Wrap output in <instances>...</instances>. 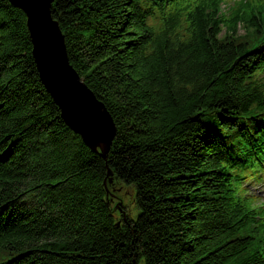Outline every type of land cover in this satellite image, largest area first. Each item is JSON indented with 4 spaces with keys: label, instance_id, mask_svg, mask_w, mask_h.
Returning <instances> with one entry per match:
<instances>
[{
    "label": "trees",
    "instance_id": "obj_1",
    "mask_svg": "<svg viewBox=\"0 0 264 264\" xmlns=\"http://www.w3.org/2000/svg\"><path fill=\"white\" fill-rule=\"evenodd\" d=\"M229 2L54 0L70 63L116 124L103 155L41 81L26 14L0 0V264H264V201L244 182L264 175V0ZM122 186L135 217L112 207Z\"/></svg>",
    "mask_w": 264,
    "mask_h": 264
},
{
    "label": "water",
    "instance_id": "obj_2",
    "mask_svg": "<svg viewBox=\"0 0 264 264\" xmlns=\"http://www.w3.org/2000/svg\"><path fill=\"white\" fill-rule=\"evenodd\" d=\"M10 1L26 14L40 79L61 109L62 118L91 149L107 154L117 132L115 121L71 65L65 37L52 15L54 0ZM113 179L111 176L109 183Z\"/></svg>",
    "mask_w": 264,
    "mask_h": 264
},
{
    "label": "rangeland",
    "instance_id": "obj_3",
    "mask_svg": "<svg viewBox=\"0 0 264 264\" xmlns=\"http://www.w3.org/2000/svg\"><path fill=\"white\" fill-rule=\"evenodd\" d=\"M235 1L237 0H233L232 3H234ZM224 9L227 10V6ZM112 192L113 196L115 197H111L113 199L112 207L115 209L116 216L118 218H121L120 211L123 212V214L126 216H137L135 190L132 187L122 186L120 190H112ZM117 205L119 206L120 210Z\"/></svg>",
    "mask_w": 264,
    "mask_h": 264
},
{
    "label": "bare ground",
    "instance_id": "obj_4",
    "mask_svg": "<svg viewBox=\"0 0 264 264\" xmlns=\"http://www.w3.org/2000/svg\"><path fill=\"white\" fill-rule=\"evenodd\" d=\"M117 207L119 208V206L117 205ZM119 210H120V208H119Z\"/></svg>",
    "mask_w": 264,
    "mask_h": 264
}]
</instances>
